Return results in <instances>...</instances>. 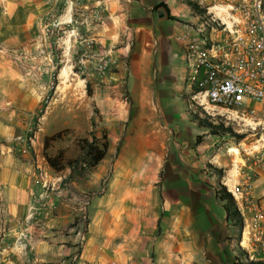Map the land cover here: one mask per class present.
I'll return each mask as SVG.
<instances>
[{"label":"rangeland","instance_id":"1","mask_svg":"<svg viewBox=\"0 0 264 264\" xmlns=\"http://www.w3.org/2000/svg\"><path fill=\"white\" fill-rule=\"evenodd\" d=\"M186 1L197 4L195 0H181L182 4ZM199 6L205 10L208 5L205 2ZM109 22L110 26L108 24L105 32L109 35L104 36L109 39L107 42L101 43L92 40L93 38H85L82 45L75 43L70 54L64 53V48H58L50 58L44 60L35 55L0 58V132L7 127L10 128L11 136L7 144L13 148L15 159L23 160L25 156H30L34 166L37 162H43L42 155L35 157L36 154L38 155L35 150L38 149L37 141L42 144L43 129L47 127L66 131L59 145L66 150V157L71 156V158L78 155V148L75 145L77 139L91 140V131L100 138L102 130H105L109 142L115 144V147L110 145L107 159H112L111 163H118L122 157L120 165L127 164L126 167H118L119 174L127 170H131L132 173L138 172L137 168H140L142 163L151 158L156 159L155 152L150 154L151 149L146 148L143 151L135 145L128 146L126 152H122L125 136L128 137L129 133H123L122 136L112 131L113 128H117L121 116L125 119L129 117L134 102L126 85L119 84L114 75L120 71L124 72L129 64V57H121L114 51L117 47L123 46L121 40L126 42L132 32L127 27L129 25L127 21L120 24L112 20ZM75 27L73 34L74 38L78 39L82 35L79 33L81 28ZM55 28L54 33L60 38L68 34L65 29ZM110 36H114L113 39ZM102 58H108L110 62L105 73L99 74L97 65ZM180 66L187 68L185 63L180 62ZM4 69H6L5 75H3ZM63 69L66 70L65 75H62ZM7 87L11 90L12 102H3V99H6L3 90ZM181 93L187 94L185 102H190L191 105L187 109L182 101L179 105L182 114L191 117L192 114L188 112L194 111L199 114L200 119L207 120V115H201L200 110L191 102L186 86L178 92L179 99L184 97ZM20 98H24L23 101H20ZM17 99L19 102H13ZM154 106L158 110L156 103L151 102L150 109L153 112ZM253 108L258 111L262 109L260 106ZM208 118H210L209 121L207 120L209 123L216 125L218 119ZM180 119L181 116L172 126L177 128L183 126ZM160 126L164 127L162 123H158L154 125V129L163 133L164 129ZM141 127L146 129L147 126L145 123H140L139 129ZM124 128L125 131L129 129V127ZM225 128H230L231 131L228 132L232 133L228 134L221 130L212 133L213 131L210 132L197 124L185 123L183 137L178 135L172 138L166 127V177L179 169L177 174L184 173L181 169H185L187 164L197 170L203 187L210 194L212 207L217 208L219 216H224V226L220 235L215 234L214 229L201 234L206 225L213 228L215 220L212 216L190 217L189 222L185 220L187 218L185 215L178 217L176 212L178 208L169 207L168 203L173 192L172 188L179 183L174 180L170 182L169 179H166V224L160 226L162 218L157 210L161 206V193L156 188L148 199L146 186H151L153 182H140L138 187L143 194L138 195L140 200L138 210L130 211L137 217L120 219V233L104 236L97 231L89 232L87 227L91 225V219L87 211L80 212L78 217L72 219L69 226L81 228L80 237L89 232L87 240L82 238L80 240L83 243L88 241L93 247L102 250L99 259L85 261L82 264H240L242 259L236 254V247L246 252L249 262H257L250 259L241 244L236 243L235 239L238 235L241 236V230L234 233L233 224L227 218L225 211L228 206L222 200L220 191L222 188L225 189L233 202L240 206L245 204L247 197L245 186L249 183L253 187L257 186L255 190L257 195L264 188V179L258 163L248 154L254 146L264 144V138L260 136L258 129L252 131L248 128L247 131L239 134L235 131L243 130L242 126L229 124ZM254 132L258 134L254 136L252 134ZM55 133L57 132L52 134ZM176 142L183 147L178 149ZM117 148H119L118 152H116ZM254 154L259 158L264 155L263 152ZM38 170L36 168V171ZM38 174L36 172L43 193L33 197L28 203L25 218L18 221L10 219L4 221L2 218L0 220V264H34L33 260H30L33 258L30 254V251L34 252L32 248L45 246L43 242L46 244L52 242L53 233L61 230L60 225L54 220L56 211L54 201L47 197L53 193L54 186L48 179L49 183L43 187ZM113 178L114 176L111 180ZM228 180H232L233 184H228ZM231 189L232 192L229 191ZM91 196L92 193L86 195L82 207H86ZM176 197L177 194L174 198ZM147 199H151L152 204L156 205L154 209L156 218H152L153 212L149 209L150 204L147 205L149 202L146 201ZM237 212L241 216L238 209ZM165 230L166 234H163ZM9 231L13 237L9 235L8 241L3 240L4 234Z\"/></svg>","mask_w":264,"mask_h":264},{"label":"crops","instance_id":"2","mask_svg":"<svg viewBox=\"0 0 264 264\" xmlns=\"http://www.w3.org/2000/svg\"><path fill=\"white\" fill-rule=\"evenodd\" d=\"M195 1L201 3V0ZM158 5L161 7L156 9ZM166 7L173 20L167 18ZM100 9L104 11L97 15L96 11ZM110 20L118 24L127 21V27L132 32L126 42L121 40L123 46L114 51L121 57H129V64L124 72L119 70L114 75L119 84L126 85L134 102L129 117L125 119L121 116L117 128L112 131L122 136L129 133L128 137L125 136L122 152L125 153L128 146L135 145L139 150L151 149L150 154L155 152L156 159L142 163L137 168L138 172L127 170L119 174L118 167L127 166L120 165L122 157L118 163H111L112 159L105 157L103 163L85 179L61 185L69 170L55 174L44 162H37L34 166L30 156H25L23 160L15 159L13 148L7 144L11 136L10 128L3 129L0 132V220L24 219L28 203L43 193L36 177L37 167L46 169L47 179L54 186L53 193L47 197L54 201V220L61 230L53 233L52 242H43L45 246L32 248L34 252L30 251V254L33 258L30 260L34 264H82L99 259L101 248L93 247L88 241L83 243L80 239L85 240L91 230L104 236L116 235L120 233V219L136 218L130 211L138 210V195L143 194L138 187L140 182H153L151 186H146L147 198L156 188L161 193V206L157 210L162 218V224L158 223L160 226L166 224V179L179 183L172 188L169 198L171 205L168 203L169 207L178 208L176 212L179 218L185 215V220L189 222L190 217L212 216L215 220L213 228L206 225L203 231L200 230L201 234L214 229L215 234L220 235L224 226V216H219L217 208L212 207L210 194L203 187L195 168L187 164L185 169H181L184 173L177 174L179 169L166 177V127L170 137L176 138L182 136L185 123L195 125L189 115L182 114L179 105L183 100L178 98V92L186 86V69L180 66V62L185 63L184 45L198 41L201 31V19L185 3L182 4L181 0H0V58L35 55L44 60L50 58L58 48H64L63 52L70 54L75 43L82 45L85 38L107 42L109 39L104 36L109 35L105 32ZM75 26L81 28L79 33L82 35L78 39L73 34ZM55 27L65 29L68 33L66 37L60 38L55 34ZM5 74L6 69L3 71ZM3 93L6 95L3 102H12L10 88L4 89ZM181 94L187 98V94ZM151 102L156 103L158 110L155 106L154 112L150 109ZM183 103L187 109L191 107L190 102ZM188 113L194 115L195 112ZM180 116L183 126H172ZM140 123H145L146 129H139ZM158 123L164 125L160 126L164 129L163 133L154 129ZM124 127L129 129L125 131ZM60 130L44 128L43 136ZM37 143L36 158L42 155V144ZM110 145L115 144L109 142ZM175 145H178V149L183 147L180 143ZM88 193H92V196L86 207H82ZM148 199L152 218H156V205ZM82 211H87L91 225L87 227L89 232L80 237L81 228L70 227L69 224ZM163 234H166V230ZM9 235L13 237L9 231L4 234L3 240L8 241ZM104 244L107 246L106 242Z\"/></svg>","mask_w":264,"mask_h":264},{"label":"built area","instance_id":"3","mask_svg":"<svg viewBox=\"0 0 264 264\" xmlns=\"http://www.w3.org/2000/svg\"><path fill=\"white\" fill-rule=\"evenodd\" d=\"M205 2L208 6L201 19L199 40L184 45L186 89L192 93L191 102L201 109V115L218 119L216 124L242 126L243 130L235 131L239 134L248 128L258 129L264 137V0H201L198 5ZM109 62L102 58L97 72L104 74ZM255 106L262 109L258 111ZM248 122L254 125L248 126ZM258 152L264 153V144L254 146L248 154L256 159L264 179V155L255 157ZM37 169L46 187V169ZM257 188L249 183L245 186V204H235L242 224L236 243L249 257L264 263V188L258 195Z\"/></svg>","mask_w":264,"mask_h":264},{"label":"trees","instance_id":"4","mask_svg":"<svg viewBox=\"0 0 264 264\" xmlns=\"http://www.w3.org/2000/svg\"><path fill=\"white\" fill-rule=\"evenodd\" d=\"M185 3L192 13L198 15L199 18L202 19L205 14V10L203 8L194 2L186 1ZM159 7H161V5L156 6V9ZM166 15L168 19L173 20L167 7ZM88 93H90V90H88ZM189 95L191 96L192 93H189ZM182 96H184V94ZM182 100L186 101V97H182ZM198 109L201 110L200 108ZM206 117L209 121L210 118H208V116ZM191 119L201 128L207 129L210 132L213 131L212 133H215L214 131L218 130L226 133L231 131L230 128H225L223 123L212 125L207 120L200 119L198 113L192 115ZM92 127H94V123H92ZM65 133L66 131H60L50 136H44L42 139V160L49 170L55 174L63 173L64 171L69 170V174L61 181V185L78 182L93 173L98 165L105 159L109 149V139L105 130H102L100 138H97L94 132L91 131V140L81 138L75 141V145L78 148L77 157L68 158L66 157V150L61 148L59 145V142L62 140ZM229 133L231 134L232 132H228V134ZM238 137L240 138L241 136ZM56 145L59 147L56 148ZM118 149L119 148H117L116 152H118ZM220 196L222 200L227 203L228 207L225 209L227 218L233 224L232 227L234 229V233L236 234L237 230H241L242 224L235 203L233 202L231 196L223 188L222 191H220ZM238 239L239 235L235 240ZM235 252L242 259L240 264H264L261 261L249 262L246 257V252L239 247H236Z\"/></svg>","mask_w":264,"mask_h":264},{"label":"bare ground","instance_id":"5","mask_svg":"<svg viewBox=\"0 0 264 264\" xmlns=\"http://www.w3.org/2000/svg\"><path fill=\"white\" fill-rule=\"evenodd\" d=\"M65 69H66V68H65ZM65 69L62 70V75H65V74H66V70H65ZM247 125H248V126H253L254 124L251 123V122H248ZM263 138H264V137H263ZM227 183H228V184H233L232 180H228ZM229 191L232 192V189L229 190ZM246 246H247V245H246ZM250 258H251V260H253V261H256V260L258 261V260H260V258L255 257V256H252V255H251Z\"/></svg>","mask_w":264,"mask_h":264}]
</instances>
